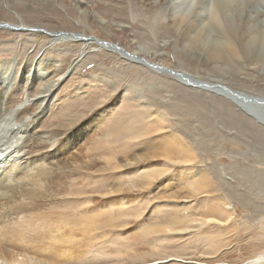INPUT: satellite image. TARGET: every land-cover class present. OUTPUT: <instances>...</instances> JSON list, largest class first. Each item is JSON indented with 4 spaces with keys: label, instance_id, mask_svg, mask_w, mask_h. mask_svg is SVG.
<instances>
[{
    "label": "rangeland",
    "instance_id": "1",
    "mask_svg": "<svg viewBox=\"0 0 264 264\" xmlns=\"http://www.w3.org/2000/svg\"><path fill=\"white\" fill-rule=\"evenodd\" d=\"M185 17L170 0H0V61L47 58L61 74L82 55L39 127H78V174L59 196L65 230L77 232L67 264H239L264 252V127L208 85L264 97V0H191ZM87 38L130 58L104 46L81 54ZM18 91L22 122L38 89ZM168 146L191 161L164 158ZM151 171L161 174L141 186Z\"/></svg>",
    "mask_w": 264,
    "mask_h": 264
},
{
    "label": "bare ground",
    "instance_id": "2",
    "mask_svg": "<svg viewBox=\"0 0 264 264\" xmlns=\"http://www.w3.org/2000/svg\"><path fill=\"white\" fill-rule=\"evenodd\" d=\"M175 1L182 6L178 7ZM184 1L170 0L172 15L179 22L183 21L186 18L185 15L190 12L191 0H186V4L183 5ZM3 26L8 28V25L3 24ZM36 29L42 30L47 36H50V41H55L58 38L77 39L75 36L62 35L64 33L57 31ZM78 41L82 42L81 54H85L94 46H104L110 48L108 50L113 49L122 57L130 58L127 54L125 55L124 49L118 50L112 44L103 45L105 43L103 40L87 38L78 39ZM131 55L135 54L131 53ZM81 56L79 55V58ZM79 58L72 61L69 69L78 62ZM8 60L0 61V261L3 264H67V257L71 256L70 248L66 243L77 237V232L65 230L62 219L63 212L59 209L66 199L59 196L64 193V188L61 187L65 180L76 179V174H78V127L76 130L71 128L67 132L54 126L50 130L62 132L55 135L50 133L53 131H43L39 127L47 122L48 115L46 114L50 111L49 106L51 102H56L52 100L64 82L69 69L61 74L56 73L58 71L56 63L41 57L30 65L24 64L18 68L14 67V60ZM151 65L153 68H165L159 64L152 63ZM13 69L17 73L14 80H12V75L15 73H13ZM177 76L188 78L187 75L180 73H177ZM208 85L216 92H222L227 98L234 99L244 112L264 127V97L232 91L220 83L217 85L209 83ZM25 88L29 93L38 89L35 95L29 97L32 100L26 106L29 107V104L35 103L38 108L30 119L20 122L18 119L21 112L18 111L17 106H11V100L17 90ZM67 119L69 118L64 119L65 123L60 122L59 124H72ZM77 119L76 115L69 120L76 121ZM20 140L22 143L19 145ZM180 147L177 151L185 152L182 146ZM19 151L21 153L15 156ZM177 151L173 149V146H168L161 153L169 161L180 158L187 162L191 161L189 155L172 158ZM104 157L106 164L113 162L114 157ZM120 165L125 166V163ZM160 174L159 171H151L145 177L146 180L142 178L141 186ZM74 185L78 186V182L76 181ZM191 189L197 192L199 190L198 183H193ZM74 196L68 200L77 205L78 191L74 192ZM116 201L118 202L117 199ZM204 221L222 222L219 218H205ZM168 229L172 230L173 227H168ZM149 230L154 231L156 228L149 225L139 227V231L143 233ZM19 256L20 259H18ZM33 258L38 260L31 262L30 259ZM262 263H264V252L254 254L239 264Z\"/></svg>",
    "mask_w": 264,
    "mask_h": 264
},
{
    "label": "water",
    "instance_id": "3",
    "mask_svg": "<svg viewBox=\"0 0 264 264\" xmlns=\"http://www.w3.org/2000/svg\"><path fill=\"white\" fill-rule=\"evenodd\" d=\"M48 33V32H47ZM66 35H68V34H66ZM69 35H71V36H75V38H77V35H74V34H69ZM227 91H229L228 89H226Z\"/></svg>",
    "mask_w": 264,
    "mask_h": 264
}]
</instances>
